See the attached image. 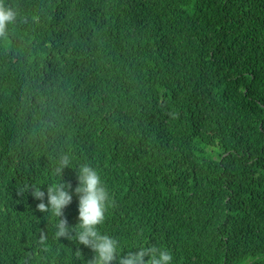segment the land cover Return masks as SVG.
<instances>
[{"label":"trees","instance_id":"trees-1","mask_svg":"<svg viewBox=\"0 0 264 264\" xmlns=\"http://www.w3.org/2000/svg\"><path fill=\"white\" fill-rule=\"evenodd\" d=\"M4 2L17 18L0 37V264H89L32 195L75 187L81 164L123 248L264 264V0Z\"/></svg>","mask_w":264,"mask_h":264},{"label":"clouds","instance_id":"clouds-1","mask_svg":"<svg viewBox=\"0 0 264 264\" xmlns=\"http://www.w3.org/2000/svg\"><path fill=\"white\" fill-rule=\"evenodd\" d=\"M16 18V10L0 0V37L7 36L9 26ZM70 164L68 156L62 157L57 172L62 173ZM76 177L78 182L75 187L71 181H64L49 187L47 192L40 188L32 192L40 201L37 205L39 209H48L60 218L56 222L57 236H68L70 229L74 228L78 240L94 253L89 264H172L174 255L166 247L150 244L127 249L117 239L101 232L98 225L105 218L109 191L98 171L87 164L78 167ZM74 195L78 200V216L77 223L71 225L64 213Z\"/></svg>","mask_w":264,"mask_h":264}]
</instances>
